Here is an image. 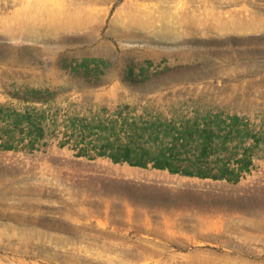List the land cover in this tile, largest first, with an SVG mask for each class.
Here are the masks:
<instances>
[{
	"label": "rangeland",
	"instance_id": "rangeland-1",
	"mask_svg": "<svg viewBox=\"0 0 264 264\" xmlns=\"http://www.w3.org/2000/svg\"><path fill=\"white\" fill-rule=\"evenodd\" d=\"M0 264H264V0H0Z\"/></svg>",
	"mask_w": 264,
	"mask_h": 264
},
{
	"label": "trees",
	"instance_id": "trees-1",
	"mask_svg": "<svg viewBox=\"0 0 264 264\" xmlns=\"http://www.w3.org/2000/svg\"><path fill=\"white\" fill-rule=\"evenodd\" d=\"M37 92H39V90H37ZM230 118L232 119H237L240 120L239 116H230ZM167 123H163V125H165ZM246 138H254L256 143H260V139L256 136V135H248ZM181 143L182 147L178 146V143ZM188 145V140L186 139V137H175L172 141H171V145L168 147L169 153H166V155H169V158L171 159H179L182 157L183 153V149L185 147H187ZM31 148L33 149L35 146V143L32 142L30 143ZM228 148V147H227ZM227 148H225L227 150ZM5 149L8 150H12L14 149L13 146L7 145L5 146ZM244 150H246V148H244ZM132 154V149L130 147H126L124 153L121 154H116V153H108L107 151H99L98 155L99 156H106L111 158L113 161L120 163V162H128L133 166H141V167H147L149 162L148 160H135L133 159V157L131 156ZM80 155H85V156H90L88 153H85L84 151L80 153ZM221 155H219L218 158V162L219 160H221L220 157ZM92 159H94L93 157H90ZM229 161H224V164H222L221 166H219V168L221 169L220 174L219 175H213L212 173L207 172L206 169H202L201 171H191V170H181L177 167H175V165L171 162V161H160V160H154V166L157 168H161V169H169L174 173H182L185 175H197L203 178H208V177H212L214 179H227L231 182H237L240 177L242 172L244 171H250V166L253 164L252 160L249 161H245L244 158L238 159L237 157L234 156H230L229 157ZM232 158L234 160H232ZM232 161H234L236 164H240V167L234 168L232 171L230 170V163H232ZM208 162V163H207ZM209 161H205V164H209ZM209 168H211V165H208ZM217 168V167H216ZM236 173V175H235ZM234 174V175H233Z\"/></svg>",
	"mask_w": 264,
	"mask_h": 264
},
{
	"label": "bare ground",
	"instance_id": "bare-ground-1",
	"mask_svg": "<svg viewBox=\"0 0 264 264\" xmlns=\"http://www.w3.org/2000/svg\"><path fill=\"white\" fill-rule=\"evenodd\" d=\"M130 172H132V171H130Z\"/></svg>",
	"mask_w": 264,
	"mask_h": 264
}]
</instances>
